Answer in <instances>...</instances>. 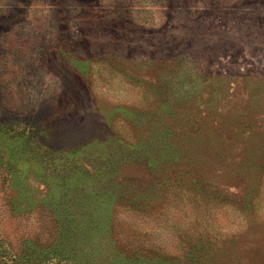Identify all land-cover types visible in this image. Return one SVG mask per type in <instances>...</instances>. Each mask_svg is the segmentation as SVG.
Listing matches in <instances>:
<instances>
[{
  "label": "rangeland",
  "instance_id": "rangeland-1",
  "mask_svg": "<svg viewBox=\"0 0 264 264\" xmlns=\"http://www.w3.org/2000/svg\"><path fill=\"white\" fill-rule=\"evenodd\" d=\"M0 264H264V0H0Z\"/></svg>",
  "mask_w": 264,
  "mask_h": 264
}]
</instances>
